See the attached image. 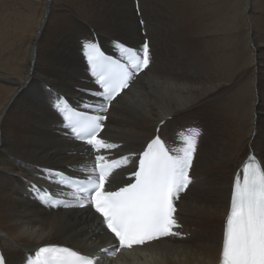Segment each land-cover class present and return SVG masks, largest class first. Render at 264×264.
<instances>
[{
    "label": "bare ground",
    "instance_id": "6f19581e",
    "mask_svg": "<svg viewBox=\"0 0 264 264\" xmlns=\"http://www.w3.org/2000/svg\"><path fill=\"white\" fill-rule=\"evenodd\" d=\"M138 4L140 16L134 0H0V247L7 264H22L45 244L94 253L112 243L91 212L44 207L27 185L41 168H65L88 154L62 135L52 108L58 93L75 99L83 97L78 87H95L80 39L98 32L140 44L139 18L154 63L114 100L104 135L124 144L121 153H134L158 128L169 139L179 125L199 121L204 134L178 212L186 238L132 248L114 263L219 264L235 175L250 152L264 165V0Z\"/></svg>",
    "mask_w": 264,
    "mask_h": 264
},
{
    "label": "snow or ice",
    "instance_id": "6c2138e0",
    "mask_svg": "<svg viewBox=\"0 0 264 264\" xmlns=\"http://www.w3.org/2000/svg\"><path fill=\"white\" fill-rule=\"evenodd\" d=\"M144 23L143 20L140 22ZM121 49L126 61L111 60L93 41L81 45L82 52L90 66L98 89L95 93L103 99L98 112L88 116L84 112L71 111L59 107L64 98L57 97L54 107L64 113L65 127H70L76 138L85 141L95 153L111 152L120 147L116 143L99 138L107 116L103 113L117 96L127 89L135 75L150 69L152 55L148 41H144L139 50L115 42ZM102 89V91H101ZM92 108V105H85ZM164 121H161V125ZM156 135L139 152L130 153L108 160L104 154L94 157L93 176L81 181L76 192L75 205L91 212L98 223L113 239L108 249H102L109 255H115L120 249H131L168 236H179L174 229L180 227L175 213L176 201L180 194L187 191L192 178L190 170L195 158L199 128L182 129L177 133V143L170 146L162 137L158 128ZM134 170L128 173L126 183L116 186L118 170L126 168L130 162ZM47 178L55 180L62 172L45 169ZM115 173V175H114ZM59 183H67L60 180ZM33 187H36L33 185ZM41 192V189H37ZM44 203V195L39 197ZM51 206H57L53 201ZM0 264H7L0 254ZM28 264H94V260L81 255L69 247L44 246L35 253V260L29 258ZM220 264H264V165L250 152L235 175L230 206L226 216L222 236Z\"/></svg>",
    "mask_w": 264,
    "mask_h": 264
},
{
    "label": "flooded vegetation",
    "instance_id": "af4514ba",
    "mask_svg": "<svg viewBox=\"0 0 264 264\" xmlns=\"http://www.w3.org/2000/svg\"><path fill=\"white\" fill-rule=\"evenodd\" d=\"M100 39H101L102 42H104L103 35H100ZM118 39H121V40H123V41H125V42L128 41L125 37H120V38H118ZM125 39H126V40H125Z\"/></svg>",
    "mask_w": 264,
    "mask_h": 264
},
{
    "label": "rangeland",
    "instance_id": "374dc122",
    "mask_svg": "<svg viewBox=\"0 0 264 264\" xmlns=\"http://www.w3.org/2000/svg\"><path fill=\"white\" fill-rule=\"evenodd\" d=\"M138 1H139V0H138ZM103 35H104V34H103ZM104 36H107V37L109 38L110 35H106V34H105Z\"/></svg>",
    "mask_w": 264,
    "mask_h": 264
}]
</instances>
